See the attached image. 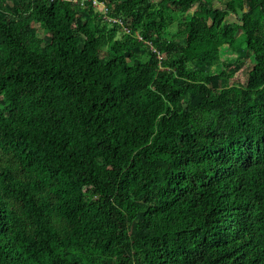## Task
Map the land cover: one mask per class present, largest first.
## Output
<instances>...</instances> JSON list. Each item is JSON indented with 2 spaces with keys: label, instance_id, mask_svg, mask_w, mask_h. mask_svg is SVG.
<instances>
[{
  "label": "trees",
  "instance_id": "16d2710c",
  "mask_svg": "<svg viewBox=\"0 0 264 264\" xmlns=\"http://www.w3.org/2000/svg\"><path fill=\"white\" fill-rule=\"evenodd\" d=\"M98 2L0 0V264H264V0Z\"/></svg>",
  "mask_w": 264,
  "mask_h": 264
},
{
  "label": "rangeland",
  "instance_id": "374dc122",
  "mask_svg": "<svg viewBox=\"0 0 264 264\" xmlns=\"http://www.w3.org/2000/svg\"><path fill=\"white\" fill-rule=\"evenodd\" d=\"M156 1H158V0H156ZM225 3H226V0H214L215 7H224ZM102 6L103 5H101V7ZM101 7H99V8H101ZM195 7H198V6L196 5ZM194 10H195V8L192 9L191 12H193ZM241 16H242V14H240L239 17H231L230 19H232L236 24L242 26V22L240 19ZM38 32L39 33H45L42 25L38 26ZM221 52H222V60H224V61L227 60L228 58H233L235 56V54L227 46L222 47ZM94 62H96V61H94ZM251 67H252V63L249 59H247L246 65L239 72H237L233 78H228L227 85L228 86H231V85L246 86L248 84V81H249V72H250ZM224 76L227 77L226 73H224Z\"/></svg>",
  "mask_w": 264,
  "mask_h": 264
},
{
  "label": "built area",
  "instance_id": "2783aa9c",
  "mask_svg": "<svg viewBox=\"0 0 264 264\" xmlns=\"http://www.w3.org/2000/svg\"><path fill=\"white\" fill-rule=\"evenodd\" d=\"M93 1V4L100 10V11H102L105 15H106V13H107V8H106V5L104 4V3H102V2H98V0H92ZM101 5H103L102 7H101ZM99 7H101V8H99Z\"/></svg>",
  "mask_w": 264,
  "mask_h": 264
}]
</instances>
